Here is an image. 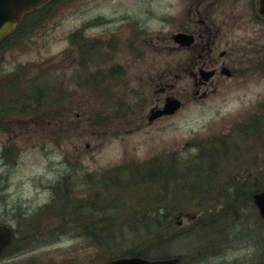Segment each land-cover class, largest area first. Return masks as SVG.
Wrapping results in <instances>:
<instances>
[{"label": "rangeland", "instance_id": "rangeland-1", "mask_svg": "<svg viewBox=\"0 0 264 264\" xmlns=\"http://www.w3.org/2000/svg\"><path fill=\"white\" fill-rule=\"evenodd\" d=\"M137 1L138 6L144 7L148 35L152 42L142 57H132L125 44L119 45L111 57L105 60L94 56L90 58V53L84 52L87 51V47L79 49L76 39H79L80 34H83V38L89 41V44L96 35L105 30L113 41L116 37L123 39L128 37V31L122 27L124 24L120 23L121 15L130 13V3ZM188 5V0H61L47 12V17L31 24L30 28L35 31L30 36L26 38L20 36L9 40L6 44L3 43L0 47V69L5 81L3 88L0 87V98L3 99L0 104V117L5 130L0 129V148L3 145L0 174L4 177L5 187L0 191V221L9 222L15 228L12 219L14 211L31 213L49 203L52 192L49 191L48 184L63 168L58 162L63 156L69 157L70 168L76 167L73 162L82 163V167L72 174L78 177V180H73L78 191L76 195L71 194L70 198L80 197L82 202L95 200L99 204L102 181L100 174L90 175V172H102L113 165L126 167L131 162L140 163L153 156L163 157L171 153L179 154L181 161H194L193 156L197 153L198 143L206 146L209 144L210 135L221 133L227 118L231 120L240 118V108L252 101L250 97L254 98V93L238 97L242 94L239 92L234 94L236 97H233L234 95L227 97L224 88L220 87L208 98L186 102L174 116L162 119L155 125L133 131L126 130L125 124L117 130L105 126L108 115L113 118L115 112L126 113L128 109L120 93L121 90L107 97V93L116 86L114 78H104L100 86H95L96 93H92L88 78L90 73L94 75L98 69L104 72L117 63L125 64L131 59H142L143 63H133L134 71L143 65L151 74L155 70L164 71L168 85L165 92L174 93L179 97L184 93L192 94L194 83L190 72L195 69L194 56L188 49L178 47L171 38L177 31L191 29ZM136 16L141 18L142 14L139 12ZM105 18L112 19L105 28L101 29V26L94 24L78 32L84 23L95 22L96 19L99 23L101 19L107 20ZM217 44L223 47L220 41ZM81 53L86 57L85 60L81 61ZM124 69L127 70L126 67ZM124 75L125 73L121 78L122 81L127 78ZM119 77L121 76H117ZM39 78L41 79L39 81L44 83L47 95L41 97L43 102L37 114L32 99H25V96H21L15 89L28 84L23 81L32 82ZM263 84L264 80L261 81V88L264 90ZM98 88H101L100 92ZM104 90L106 92L103 93ZM5 93V96L10 97L4 98ZM122 102L123 110L117 111L116 107ZM21 105L25 108H20ZM56 108L58 110L54 112ZM99 109L105 113L104 116H97ZM62 113L65 115L61 116ZM55 114L58 115L55 117V122L58 119L62 124L59 128L53 124ZM97 119H103L101 124L104 126L96 124L99 121ZM263 138L262 131V157L264 156ZM210 148L206 147V150L210 151ZM204 159L206 158L201 160ZM231 164L234 166L226 171L224 179L229 175L238 177L235 166L240 163ZM222 168L227 169L224 163L221 165ZM197 169L194 167V170ZM187 170V167L178 164L164 167L163 186L172 189L179 183L173 174L178 175L179 172L185 173ZM82 176L86 185L79 183L80 179H84ZM250 184L252 180L243 185L245 191L249 192ZM228 185L229 183L223 180L213 186V189L211 187L213 198L218 199L216 189ZM146 193L143 191L129 196L126 201L129 204H138ZM181 198H183L182 208L192 219L196 214L191 207L194 202H191L190 197ZM175 202V205L171 204V206H181L179 199H175ZM66 205L70 206L68 201ZM88 209L89 207H85L84 211ZM136 209L137 211L131 216L140 218L147 207L136 205ZM256 210L252 202H247L245 205H238L232 214L220 220L223 221L222 223L227 222L225 232H228L230 225L231 232L244 241L243 246L224 247L217 256L213 252L218 251L219 248L208 247L209 250L201 251L199 234H203L208 225H200L205 227L193 233L188 217H183L182 223L176 227L172 217L171 225H174L172 233H177L172 241L159 247L156 254L162 257V255L181 253L182 264L198 263L199 258L212 253L214 256L202 260L199 264L262 262L264 241L261 236L264 228L258 220ZM236 219L238 221L234 223L235 228L231 225ZM58 226L64 227V230L72 227L71 224L62 222L57 214H49L43 219L40 229L47 228L51 231L53 227ZM122 231L127 236L132 233L129 227H125ZM76 232L77 230H71V235L50 237L51 243L27 252L12 249L0 257V264H106L112 256L117 255L115 248L110 249V252H104L95 243L93 245L87 243L97 239L91 235H77ZM111 233L116 236V228L113 227ZM113 236L106 233L104 239L108 243L114 238Z\"/></svg>", "mask_w": 264, "mask_h": 264}, {"label": "flooded vegetation", "instance_id": "flooded-vegetation-1", "mask_svg": "<svg viewBox=\"0 0 264 264\" xmlns=\"http://www.w3.org/2000/svg\"><path fill=\"white\" fill-rule=\"evenodd\" d=\"M188 1L189 23L192 26L189 30L180 31L189 33L192 36V41L189 45H176L188 49L194 56L195 69L192 70L193 72H190L193 75L194 83L192 94L184 93L182 97H179L174 93L165 92L168 85L164 71L155 70L151 74L148 69H145L144 65L134 71L133 63H143L144 60L142 59H131L126 62L127 64L125 63L126 66H124L125 64L117 63L104 72L98 69L94 77H92L94 82H97L98 86H100V82L104 78H114L116 86L112 90H116L118 87L119 89L116 91L111 90L109 94L114 95L121 90L120 93L124 97V103L128 109L124 116L117 112H115L113 118L108 115V122L105 126H111V129L117 130L125 124L126 130L133 131L153 124L155 125L162 119L174 116L186 102L205 97L208 98L212 94H215L220 87L224 88L227 97H231L239 92H242V94L238 97L254 93V98L253 96L250 97L252 101L240 108V118L233 120L227 118V122L223 126L221 133L209 136L207 147H211V152L208 149L206 152L212 155L211 161L215 160L217 163H224L227 169H231L229 165L231 163H240L235 166L237 176L240 177L239 179L245 184L254 180L250 185H256L260 182L261 178L259 164L261 161V128L262 121H264V90L261 88V81L264 80V0ZM137 4L138 1L130 3V13L121 15L122 22L120 23L124 24L122 27L128 31V37L125 39L116 37L113 41V38L109 37L105 30L96 35L93 38V42L89 44V41L87 42L83 38V34H80L83 47H87V51L85 52L90 53V55L88 54L90 58L94 56L95 58H100V60L109 59L112 53L122 44L126 45L127 51L132 57L139 58L145 54L152 42L148 35L149 29L145 12L143 11L144 7ZM41 7L24 13L15 29L9 35H14L15 38L30 36L35 31V29L30 28L31 24L39 19H43L50 8L47 5L46 11L36 12ZM139 12L142 14L141 18L136 16ZM105 19L108 21L101 19L99 23L96 19L94 24L101 26V29H103L112 21L111 18ZM219 41L223 44V47L217 44ZM125 67L127 70L124 69ZM201 70L212 71V74L207 79H204ZM123 73H125L127 78L122 81ZM1 74L2 70L0 69V87L3 88L5 76ZM119 75L121 77L117 78ZM88 79H91V76ZM100 91L101 88H99ZM168 97L179 98L181 107L173 113L161 114L150 118L152 113L164 105ZM233 97L236 96L234 95ZM2 101L3 99L0 98V104ZM100 125L104 126L101 123ZM0 129L5 130L1 117ZM2 148L3 145L0 148V158L2 156ZM180 159V157L162 158L163 161H174L178 162V165L184 166L185 162ZM58 162L63 168H61L59 175L48 184L49 191L52 192L51 194L59 192L65 195L75 194L78 190L75 188L73 180H78V177H74L72 174L76 172L75 170L82 167V163L77 164L73 162L77 165L75 168L73 166L70 168L71 162L68 156L61 157ZM251 163L255 165L254 172L249 170V166H246V164ZM194 167L198 168L196 162L191 164L190 169L194 170ZM89 174H94V172H90ZM196 174L197 171L190 172V176H196ZM184 175L187 176L186 173H183V177ZM211 175L213 174L208 173V176ZM215 175L218 176L219 174ZM238 177L235 176L234 178ZM3 178V175L0 174V191L5 187ZM79 183L86 185L85 178L80 179ZM227 189V187L225 189H216V198L218 199L213 198L214 193L210 191L211 188H208L201 198L191 194L189 196L190 200L194 202L191 207L194 208L195 212L204 211L201 202L206 204L210 202V208L212 206L215 210L224 209L227 207ZM248 190L252 196L258 191H253L249 188ZM179 200L182 203L183 198L180 197ZM247 202L253 203L252 200ZM85 207L100 211L98 205H85L84 203L79 206L83 212ZM167 207L165 206V208ZM174 208L177 210L182 208V205ZM196 216L197 214H194V217L190 220H195ZM179 217L176 216L174 219L176 226L182 220ZM82 223L84 224V222Z\"/></svg>", "mask_w": 264, "mask_h": 264}, {"label": "trees", "instance_id": "trees-1", "mask_svg": "<svg viewBox=\"0 0 264 264\" xmlns=\"http://www.w3.org/2000/svg\"><path fill=\"white\" fill-rule=\"evenodd\" d=\"M59 1L61 0H52V7ZM81 56L83 57L82 54ZM84 59H86V57ZM39 80L41 79L39 78L32 82H29V80L23 81L28 84L24 87L18 86L17 89H15L21 96H25V99H32L33 108L36 110L37 114H39V106L43 102L41 101V97H43L44 94L47 95V91L44 89V83H41ZM89 86L92 93L95 94V82H89ZM5 95L6 93L4 94V98L10 97ZM57 102L59 101L57 100ZM20 108L23 109L25 107L21 105ZM57 110L58 108H56L54 112ZM60 115L63 116L65 113ZM56 116L58 115H54L53 124L59 128L62 124L59 123L58 119L57 122H55ZM262 128L264 133V125ZM204 150H206V148H204L203 151ZM205 155H208V157L201 160L202 154L197 153L196 160L194 161L198 165L197 170L190 169L193 163L191 160L183 164L188 168L185 172L187 176L184 175L183 177V173H180L179 176L173 174L179 183L172 189L163 186V170L164 167H173L177 165V163L168 161L163 165L159 157H153L142 163L131 162L126 167L116 165L113 168L101 172L99 176L102 181L99 191V204L95 200L85 202V205H98L100 211L91 208L83 212L79 208V206L84 204L81 202L82 199L77 197L70 198V195L65 194H56L57 196H54L49 203L40 206L31 213L20 211L16 213L14 211L12 213V219L15 222L13 241L6 249L5 254L9 253L12 249L22 250L23 252L34 250L38 246L51 243L50 237L68 236L71 235V230H77V235H91L93 238L97 239L87 243L92 245L95 243L96 246L102 248L104 252H110V249L115 248L117 255L111 258L116 256L160 257V254H156L159 247L172 241L174 235L177 233H172L174 225H171V218L173 217L174 219L175 216L187 214L182 208L176 210L174 207L177 206H169H171V204L175 205V199H179L180 197L189 198L191 194L201 198L208 188L215 186L220 181L223 182V180L229 183L227 186L228 196L226 197L227 207L215 210L212 206L210 208V202L207 204L201 202L204 211L195 212L197 216L195 220L191 221V230L193 229V233H195L199 229L205 227L200 225H208L207 230L203 233V235L205 233L206 235L204 241L201 242L202 246H200V250L207 251L209 248H219L218 251H212L215 253V256L220 254L224 247L237 248L243 246L242 243L244 241L231 232L232 228L230 229V225L228 226V232H225L227 222L222 223L223 221L220 220L230 213L232 214L233 210L237 209L238 205H244L247 201L251 200V193L244 190L243 185L245 183L239 178H234L233 175H229L227 179H224V175L227 173L226 171H228V169H221L222 163H217L215 160L211 161L212 155L210 153L205 151ZM168 156L173 157L177 156V154L172 153L168 154ZM262 160H264V158H262ZM262 160L259 164L261 173L260 182L256 185L248 186V188L253 191L264 188V161L262 162ZM229 165L233 166V164ZM246 166L251 167L253 170L255 167L254 163L246 164ZM191 171H197L196 176H190ZM208 173L213 175L208 176ZM215 174L219 175L216 176ZM223 188L225 189V186ZM143 191L147 193L142 201H138V204L127 203V197L142 193ZM66 201H68V205L70 206L66 205ZM136 205L147 207L144 211L145 213L140 218L131 216L137 211ZM56 206L58 207L56 208ZM165 206L168 207L165 208ZM131 207L133 208L130 211ZM49 214H57L62 222L64 221L71 225L74 224L73 222H76V226H69L70 228H66V230L61 226L53 227L51 231L47 228L40 229L43 225V219ZM238 220H234L231 226L235 227L234 223ZM79 222L80 224H78ZM82 222H84V224ZM261 223L264 228V223ZM113 227L116 228V236H113L111 233ZM125 227H129L132 231L128 236L123 234L122 230ZM106 233L107 235L110 233L111 236L114 237L111 241L108 240V243L104 239ZM261 238L264 241V230ZM126 241L128 242L126 243ZM212 254L199 258L200 261L195 264L202 263V260L214 256ZM178 256L181 257V254H178ZM255 264H264V261L255 262Z\"/></svg>", "mask_w": 264, "mask_h": 264}, {"label": "water", "instance_id": "water-1", "mask_svg": "<svg viewBox=\"0 0 264 264\" xmlns=\"http://www.w3.org/2000/svg\"><path fill=\"white\" fill-rule=\"evenodd\" d=\"M47 0H0V38L11 31L21 14L33 7H37ZM175 42L181 45H189L192 36L183 32L173 35ZM204 79H207L212 71H201ZM180 106L179 100L168 98L164 106L157 110L151 117L162 113H172ZM253 200L264 220V190L253 194ZM12 240V226L9 223H0V255ZM178 257L146 259L142 257H118L111 259L108 264H178Z\"/></svg>", "mask_w": 264, "mask_h": 264}]
</instances>
